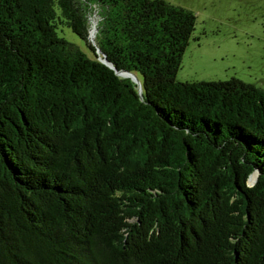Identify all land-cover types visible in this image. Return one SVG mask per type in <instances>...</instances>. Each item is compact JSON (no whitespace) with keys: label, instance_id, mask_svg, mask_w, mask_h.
I'll use <instances>...</instances> for the list:
<instances>
[{"label":"trees","instance_id":"trees-1","mask_svg":"<svg viewBox=\"0 0 264 264\" xmlns=\"http://www.w3.org/2000/svg\"><path fill=\"white\" fill-rule=\"evenodd\" d=\"M195 21L0 0V264H264V88L177 80Z\"/></svg>","mask_w":264,"mask_h":264},{"label":"rangeland","instance_id":"rangeland-1","mask_svg":"<svg viewBox=\"0 0 264 264\" xmlns=\"http://www.w3.org/2000/svg\"><path fill=\"white\" fill-rule=\"evenodd\" d=\"M166 1L193 11L196 18L177 80L218 81L235 77L264 88V0ZM57 33L92 57L85 41L70 27L59 24Z\"/></svg>","mask_w":264,"mask_h":264},{"label":"water","instance_id":"water-1","mask_svg":"<svg viewBox=\"0 0 264 264\" xmlns=\"http://www.w3.org/2000/svg\"><path fill=\"white\" fill-rule=\"evenodd\" d=\"M98 51V50H97ZM106 65L114 68L105 58H102L101 59ZM115 70V73L116 74H119L121 76H127V77H130L135 83H137V87H138V93H140L141 91V86H140V81L139 79L137 78V76L133 73V72H130V71H127V70H117L116 68H114ZM258 170L257 169H254L251 173L255 172L256 173V176H255V181L257 179V176H258V173L257 172Z\"/></svg>","mask_w":264,"mask_h":264},{"label":"bare ground","instance_id":"bare-ground-1","mask_svg":"<svg viewBox=\"0 0 264 264\" xmlns=\"http://www.w3.org/2000/svg\"><path fill=\"white\" fill-rule=\"evenodd\" d=\"M93 26H94V25H93ZM93 26L90 28V36H91V37H93V35H94V27H93ZM250 175H251L252 178H254V179H253V182H254V181H255L256 173L253 172V173H251ZM253 182H252V183H253ZM252 183H251V184H252Z\"/></svg>","mask_w":264,"mask_h":264}]
</instances>
